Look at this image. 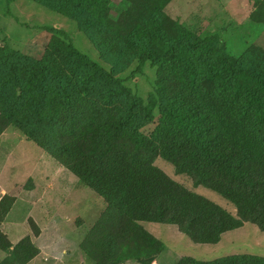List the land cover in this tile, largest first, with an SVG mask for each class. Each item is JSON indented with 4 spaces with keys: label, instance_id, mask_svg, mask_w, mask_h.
<instances>
[{
    "label": "trees",
    "instance_id": "1",
    "mask_svg": "<svg viewBox=\"0 0 264 264\" xmlns=\"http://www.w3.org/2000/svg\"><path fill=\"white\" fill-rule=\"evenodd\" d=\"M13 2L7 0V15ZM34 2L77 22L112 68L91 60L57 28L33 26L66 40L59 46L54 40L42 59L13 49L6 36L0 44V135L17 127L108 204L84 254L94 264H153L166 247L143 222L177 226L199 245H216L247 223L264 233V63L248 54L233 58L217 35L203 38L168 24L157 1L140 10L141 21L126 2L116 20L110 0ZM134 62L139 73L148 62L160 69L147 104L116 71ZM8 85L14 93H6ZM157 109L159 122L147 136L143 129ZM159 158L195 188L232 203L236 215L176 182L156 166ZM14 201L8 195L0 201V226ZM0 248L6 255L0 264H29L40 254L31 238L13 245L1 228ZM184 260L264 264L251 254Z\"/></svg>",
    "mask_w": 264,
    "mask_h": 264
},
{
    "label": "rangeland",
    "instance_id": "2",
    "mask_svg": "<svg viewBox=\"0 0 264 264\" xmlns=\"http://www.w3.org/2000/svg\"><path fill=\"white\" fill-rule=\"evenodd\" d=\"M110 1L113 4L111 6L113 13H110L112 20L118 18L117 13L123 9L122 3L126 2L127 7H134L136 21H141L140 10L145 11L149 6L153 7L157 1V5L162 4L161 15L168 24L178 23L184 29L203 38L217 35L226 44L227 51L233 58L239 59L248 54L264 63V0ZM6 3L7 0H0V44L6 36L13 49L32 58L42 59L54 40L55 46H59L60 41L66 44V40L33 26L57 28L68 34L79 51L107 71H112V68L102 60L101 52L91 39L80 31L77 22L35 3L34 0H14L13 15H7ZM63 5L65 9L70 8L68 2H64ZM137 67L138 62H134L126 71L122 72L120 68L116 71L124 80V85L147 104L157 88L160 69L150 62L145 64L142 73L137 72ZM7 87L5 90L7 94L14 93L12 87L11 89ZM159 118L157 109L154 123L143 129L145 135L149 136L154 132ZM6 130L8 135L1 145L4 150L0 152V165L5 162L6 167L0 178L11 179L12 181L7 180L8 184L12 183L10 188L21 192L18 194V202L4 223L3 230L10 236L13 245H17L25 238H31L38 243L36 245L41 252L29 264H94L84 254L82 247L85 241L94 235L93 229L105 214L107 202L49 154L25 140V136L17 127L9 126ZM38 164H42L43 171L37 173ZM156 166L182 186L209 198L236 215V208L232 203L207 188H195L188 176L176 175L173 165L169 162L159 158ZM32 168L34 169L31 171ZM49 171L51 173L49 180L40 181L45 187L43 198L36 200L28 197L24 190L33 188V180L28 178V175L37 174L42 178ZM15 175L17 177L14 180ZM15 185H20L24 189H16ZM29 215L37 219L40 222L38 225L41 224L43 227L47 215H53L59 225L58 236L54 237L56 240L47 232L41 239H36L33 226L31 231L27 222ZM142 225L166 247L153 264H187L188 262L184 260L186 257L201 262H213L243 254L264 257V233L249 223L239 230L224 234L216 245L194 244L174 225L149 222H143ZM35 226L34 224V228ZM53 228H57L54 222ZM4 257L5 254L0 248V261Z\"/></svg>",
    "mask_w": 264,
    "mask_h": 264
},
{
    "label": "crops",
    "instance_id": "3",
    "mask_svg": "<svg viewBox=\"0 0 264 264\" xmlns=\"http://www.w3.org/2000/svg\"><path fill=\"white\" fill-rule=\"evenodd\" d=\"M7 131V130H6ZM6 131H4L1 135H0V152H1V150L3 151L4 150V148H1V145L2 144H4L3 142L5 141V138H6V136L8 135V133L6 132ZM8 155V154H7ZM44 159H47L46 157H44ZM6 167V163L5 162H3V164H1L0 165V175L1 174H3V173H5V171H4V168ZM34 168H32V169H30L31 171L33 170ZM20 171H22V168H20ZM36 171H37V173L38 172H42L43 171V166H42V164H38L37 165V168H36ZM18 174V173H17ZM50 171L48 172V174H44V176H42V178H40L39 176H37V174H29L28 175V178H31L32 180H33V188H30V189H28V190H24V193H26L27 195H28V197H30L31 199H42L43 198V196H44V194H45V192H43V191H45L44 190V184L42 183V182H40L42 179L44 180H46V179H48L49 180V178H50ZM16 177H17V175H15L14 176V180L16 179ZM7 180H9V181H12L11 179H6L5 177H1L0 178V201L3 199V197H5L6 195H8V196H11V197H13V198H15V201H14V204L12 205V208L10 209V211L8 212V214H7V216H6V218L3 220V222H2V224H1V226H0V228H1V230H2V232L4 233V234H6V235H8L4 230H3V226H4V223H5V221H6V219L8 218V216L10 215V212L12 211V209L14 208V206L16 205V203L18 202V194H20V192L21 191H16L15 189H12V188H10V186L12 185V183L11 184H8L7 183ZM13 180V181H14ZM14 188H16V189H24V187H21L20 185H15L14 186ZM43 188V189H42ZM30 220H33L34 221V223L39 227V230H40V234L37 236V238L36 239H41L42 238V236H44L43 234L45 233V232H47L48 234H50L51 235V237H53V239H55L54 237H57L58 236V232H59V230H58V227H59V225H58V222H55V220H54V216L53 215H47V218H46V223H45V225H44V227L43 226H41V224H40V226L38 225L40 222L37 220V219H35L33 216H28V218H27V222H28V225H29V227H30V229H31V226H30ZM53 222L56 224V229H54L53 228ZM42 228V229H41ZM31 231H32V229H31ZM8 237H9V240H10V236L8 235ZM56 240V239H55ZM31 241L36 245V244H38L37 242L35 243L32 239H31ZM10 242H11V240H10ZM12 243V242H11ZM13 244V243H12ZM37 246V245H36ZM38 247V246H37ZM39 248V247H38ZM40 249V248H39ZM40 252H41V249H40ZM5 257H6V255H5ZM4 257V258H5ZM38 257V256H37ZM35 259V258H34ZM1 262V261H0Z\"/></svg>",
    "mask_w": 264,
    "mask_h": 264
}]
</instances>
